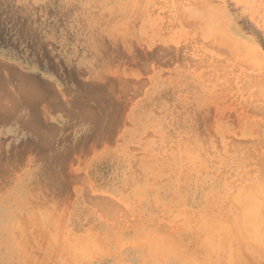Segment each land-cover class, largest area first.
<instances>
[{"label": "rangeland", "instance_id": "1", "mask_svg": "<svg viewBox=\"0 0 264 264\" xmlns=\"http://www.w3.org/2000/svg\"><path fill=\"white\" fill-rule=\"evenodd\" d=\"M261 165L264 0H0V264H264Z\"/></svg>", "mask_w": 264, "mask_h": 264}, {"label": "bare ground", "instance_id": "2", "mask_svg": "<svg viewBox=\"0 0 264 264\" xmlns=\"http://www.w3.org/2000/svg\"><path fill=\"white\" fill-rule=\"evenodd\" d=\"M262 166V165H261ZM262 167H264V165L262 166ZM261 171V170H260ZM263 172V171H262ZM264 174V173H263ZM264 176V175H263ZM262 178V177H261ZM263 180V179H262ZM256 188V187H255ZM261 198V197H260ZM249 217V216H248ZM241 224V223H240ZM204 244V243H203ZM225 244V243H224ZM206 248V247H205ZM204 249V248H203ZM204 251V250H203ZM212 252V251H211ZM210 252V253H211ZM213 255V254H212ZM205 256H207V255H205Z\"/></svg>", "mask_w": 264, "mask_h": 264}]
</instances>
